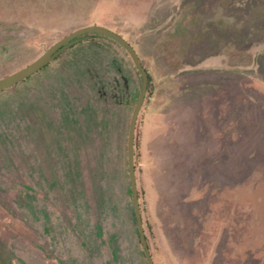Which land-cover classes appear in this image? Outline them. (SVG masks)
Here are the masks:
<instances>
[{"label":"rangeland","instance_id":"rangeland-1","mask_svg":"<svg viewBox=\"0 0 264 264\" xmlns=\"http://www.w3.org/2000/svg\"><path fill=\"white\" fill-rule=\"evenodd\" d=\"M101 21L150 78L133 154L155 263L264 264V0H0V77ZM68 47L0 91V264H147L141 75L108 36Z\"/></svg>","mask_w":264,"mask_h":264},{"label":"water","instance_id":"water-1","mask_svg":"<svg viewBox=\"0 0 264 264\" xmlns=\"http://www.w3.org/2000/svg\"><path fill=\"white\" fill-rule=\"evenodd\" d=\"M93 32V33H100L103 35H106L110 37L111 39L119 42L123 47L127 50L128 54L132 58L134 65L139 70L142 81L140 86V92L138 95V99H136V102L133 107L132 115L130 116L129 120V130L127 133V162H128V175L130 180V189L132 194V200H133V206L135 210V216H136V225L139 232V240L141 247L144 250L145 258L148 264H154L152 260V255L150 253V250L148 248L147 242H146V236L142 225V217L140 212V206H139V198H138V192H137V181L135 176V164H134V133H135V126H136V119L139 114L141 105L143 100L146 96L147 91V82L149 81L148 74L146 70L144 69L143 63L141 62L138 54L132 47V45L128 42L127 39H125L122 35L119 33L111 30L110 27L106 25H100L96 23L88 24L79 28H75L68 32L66 35H64L59 40L55 41L53 44L48 46L41 55H39L37 58H35L33 61H30L28 64H26L24 67L19 68L18 70L14 71L13 73L0 77V90L6 89L13 84L17 83L21 79H25L34 72H36L39 68L41 69L46 63L51 61L57 54H59L61 51H63L65 48H67L70 44H73L74 42L78 41L79 37L85 33Z\"/></svg>","mask_w":264,"mask_h":264},{"label":"trees","instance_id":"trees-1","mask_svg":"<svg viewBox=\"0 0 264 264\" xmlns=\"http://www.w3.org/2000/svg\"><path fill=\"white\" fill-rule=\"evenodd\" d=\"M99 24H101V25H107V23L106 22H103V21H101V22H99ZM93 32H88V33H85V34H83V35H81L80 37H79V39H78V41L79 40H81V39H83V38H85V37H87L89 34H92ZM93 35H99V36H103V34H100V33H93ZM106 36V35H105ZM110 38V37H109ZM111 39V38H110ZM113 40V39H112ZM77 41V42H78ZM115 41V40H114ZM128 42L132 45V47L134 48V50L136 51V53L138 54V52H137V50H136V48L134 47L135 45L130 41V40H128ZM115 43H118L121 47H123V45H121L119 42H117V41H115ZM124 48V47H123ZM67 49H69V47L67 48ZM125 49V48H124ZM125 51H127L126 49H125ZM127 54H128V52H127ZM129 55V54H128ZM130 56V55H129ZM139 56V55H138ZM104 57H105V63H104V67H103V69H102V75H104L105 77H104V80H103V84L104 85H106V84H109L111 81H113L114 80V78H116L115 76H116V74H117V72H119V69H118V62H117V60H115L114 59V57H111V55L110 54H107V55H104ZM131 58V57H130ZM132 59V58H131ZM140 60H142V59H140ZM133 61V60H132ZM142 62V61H141ZM134 63V62H133ZM143 63V62H142ZM135 64V63H134ZM144 64V63H143ZM142 64V65H143ZM135 66V65H134ZM144 66V65H143ZM136 67V66H135ZM144 69H145V67H144ZM138 70V69H137ZM146 70V69H145ZM139 71V70H138ZM147 72V71H146ZM140 73V72H139ZM147 74H148V72H147ZM141 75V74H140ZM113 78H112V77ZM148 78H149V74H148ZM141 79H142V77H141ZM150 79V78H149ZM147 84H148V82H147ZM3 90V89H2ZM1 91V90H0ZM136 102V101H135ZM127 152V151H126ZM127 164H128V162H127ZM128 170V169H127ZM136 176V175H135ZM128 177H129V175H128ZM136 181H137V185L139 186V183H138V179H137V176H136ZM129 183H130V180H129ZM130 186H131V184H130ZM129 186V187H130ZM137 186V192H138V198H140V191H139V187ZM130 192H131V189H130ZM131 196H132V194H131ZM134 203V202H133ZM140 203V202H139ZM133 209H134V206H133ZM140 209H141V207H140ZM140 212H141V210H140ZM134 214H135V210H134ZM141 217H142V225H143V229H144V232H145V236H146V242H147V245H148V248H149V250H150V253H151V257H152V260L154 261V263H155V258H154V256H155V253H154V251H155V249L157 250V247H156V245H155V243H154V245H153V243L152 242H150V240H149V238H150V236H149V234H148V230H147V227H146V224H145V219H144V217H143V214H141ZM135 219H136V216H135ZM135 223H136V221H135ZM137 226V225H136ZM150 230V229H149ZM137 231H138V228H137ZM152 232H153V230H151ZM150 231V232H151ZM138 234H139V232H138ZM148 264V263H147ZM156 264V263H155Z\"/></svg>","mask_w":264,"mask_h":264}]
</instances>
